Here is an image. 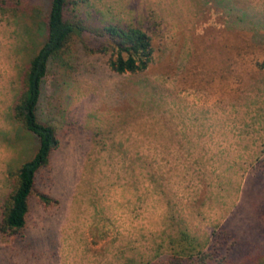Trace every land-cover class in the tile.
I'll return each mask as SVG.
<instances>
[{"label": "rangeland", "instance_id": "obj_1", "mask_svg": "<svg viewBox=\"0 0 264 264\" xmlns=\"http://www.w3.org/2000/svg\"><path fill=\"white\" fill-rule=\"evenodd\" d=\"M7 1L0 8V223L14 175L38 147L13 106L46 39L44 1ZM115 1L117 10L108 11ZM188 1L178 0L195 5L193 26L177 28L158 22L154 0H88L67 10L70 20L95 28H141L153 61L146 71L117 74L109 56L86 50L102 43L87 32L51 60L38 114L60 145L39 173L24 232L0 233V264L189 260L211 249L215 233L229 264H264V0ZM154 134L175 140L155 146ZM41 194L57 203L45 206Z\"/></svg>", "mask_w": 264, "mask_h": 264}, {"label": "trees", "instance_id": "obj_2", "mask_svg": "<svg viewBox=\"0 0 264 264\" xmlns=\"http://www.w3.org/2000/svg\"><path fill=\"white\" fill-rule=\"evenodd\" d=\"M41 1L46 4V39L24 72L22 90L13 106L14 119L36 136L38 147L34 157L24 163L14 175V188L2 203L0 233L3 236L19 235L26 228L31 201L37 193L39 173L50 166L52 155L60 145L55 127L41 121L38 114L43 83L51 60L67 54L76 39H80L87 32L102 40V43L99 47H89L85 44L86 50L109 56V66L117 74L146 71L153 61L152 39L141 28L114 25L95 28L83 20L73 21L67 17V10L71 6L75 7L88 0ZM7 2L1 0L0 8L6 6ZM262 66L264 68V64ZM40 198L45 206L57 203L45 194H41ZM214 236L215 240L209 251L200 252L197 256L187 254L189 260L182 256H171L167 261L155 264H229L226 257L219 255L223 248L218 245L220 233H215ZM183 237L193 250L198 247L195 237L187 232L183 233Z\"/></svg>", "mask_w": 264, "mask_h": 264}, {"label": "crops", "instance_id": "obj_3", "mask_svg": "<svg viewBox=\"0 0 264 264\" xmlns=\"http://www.w3.org/2000/svg\"><path fill=\"white\" fill-rule=\"evenodd\" d=\"M189 1H191V0H189ZM191 3L185 4L186 6L185 7L183 6L184 7L183 8L182 5H179L178 0H154V7L151 10H154L153 12H154L156 19L158 20L159 23H161V24L163 22L165 23V28L166 27L177 28L179 26L180 21L186 22V25L189 27V26H193V25H191V23L193 22V20H194L193 17L195 16V14L193 12V7H195V5H192L193 3L192 4ZM115 4H117L116 1L113 3L112 8L108 9V11L117 10L114 8ZM123 4L124 3L122 2L121 6H123ZM121 9L125 11L124 6ZM182 9H184V10H182ZM204 101H206V99ZM162 139L175 140V137L171 136V135L168 137L167 136L166 137H163V136L159 137L158 135L154 134V137H153L154 145L156 146L157 141L162 140ZM145 140H146V137L144 135L139 136V146L141 147V149L143 147L145 148V146H146ZM139 154H142V153L139 152ZM24 240L25 241H22V243H21L22 249L24 252L28 251V253H29L30 252L29 249L31 248L28 246L29 238L25 237ZM42 243H43V239H42ZM42 254H43V252H42Z\"/></svg>", "mask_w": 264, "mask_h": 264}]
</instances>
